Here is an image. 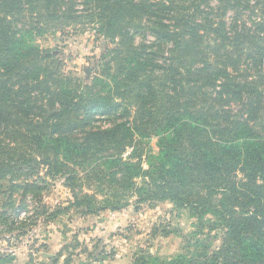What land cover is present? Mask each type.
<instances>
[{
	"label": "trees",
	"instance_id": "16d2710c",
	"mask_svg": "<svg viewBox=\"0 0 264 264\" xmlns=\"http://www.w3.org/2000/svg\"><path fill=\"white\" fill-rule=\"evenodd\" d=\"M70 27L104 47L88 81L39 43ZM49 176L86 214L197 218L187 252L131 264H264V0H0V225L46 208Z\"/></svg>",
	"mask_w": 264,
	"mask_h": 264
},
{
	"label": "rangeland",
	"instance_id": "374dc122",
	"mask_svg": "<svg viewBox=\"0 0 264 264\" xmlns=\"http://www.w3.org/2000/svg\"><path fill=\"white\" fill-rule=\"evenodd\" d=\"M82 31L70 27L64 35H48L39 43L57 50L65 69L88 81L94 58L104 47L93 32ZM145 142L151 154L159 153L158 137ZM149 161L144 158L145 168ZM47 179L42 193L46 208L34 204L29 212H22L18 224L24 223L19 229L0 225V264H131L140 250L164 260L184 252L188 241L200 236L197 218L169 201L134 205L132 199L119 210L86 214L81 207L67 208L73 196L65 176ZM58 208L67 209L50 216Z\"/></svg>",
	"mask_w": 264,
	"mask_h": 264
}]
</instances>
